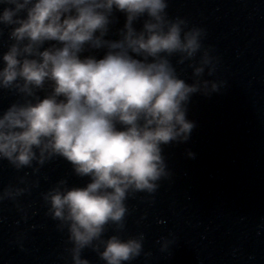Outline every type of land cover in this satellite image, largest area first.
Wrapping results in <instances>:
<instances>
[{
  "label": "clouds",
  "instance_id": "9594fccd",
  "mask_svg": "<svg viewBox=\"0 0 264 264\" xmlns=\"http://www.w3.org/2000/svg\"><path fill=\"white\" fill-rule=\"evenodd\" d=\"M167 9L168 0H0V92L16 98L0 111V161L35 174L59 158L87 177L41 193L67 232L70 264H90L85 249L102 264L141 256L143 233L122 235L127 201L170 179L163 146L189 139L191 96L220 89L204 78L216 66L204 30ZM116 13L124 21L112 39ZM185 64L191 83L178 70ZM25 191L6 185L0 201ZM171 243L162 239L160 250Z\"/></svg>",
  "mask_w": 264,
  "mask_h": 264
},
{
  "label": "water",
  "instance_id": "95a60500",
  "mask_svg": "<svg viewBox=\"0 0 264 264\" xmlns=\"http://www.w3.org/2000/svg\"><path fill=\"white\" fill-rule=\"evenodd\" d=\"M191 264H264V0H256L211 157Z\"/></svg>",
  "mask_w": 264,
  "mask_h": 264
}]
</instances>
